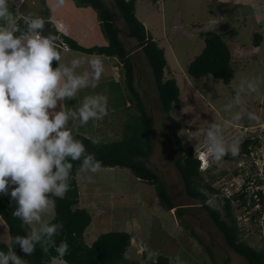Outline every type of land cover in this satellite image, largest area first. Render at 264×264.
<instances>
[{
  "label": "rangeland",
  "instance_id": "rangeland-1",
  "mask_svg": "<svg viewBox=\"0 0 264 264\" xmlns=\"http://www.w3.org/2000/svg\"><path fill=\"white\" fill-rule=\"evenodd\" d=\"M106 1L112 4L111 0ZM50 4L57 17L80 16L73 21L72 29L82 32V44L108 42L92 6L80 5L76 0H66L58 9L55 0H50ZM136 11L147 31L165 49L166 76H174L179 84L180 103L173 107L172 114L183 125L180 134L185 146L192 145L195 153L204 147L206 133L213 123L222 126L227 140L239 143L237 155L229 153L221 160L211 159V169L203 172L206 180L221 191L227 187L234 192L244 188L249 176H255L263 183L264 179L260 178H263L264 170L253 164L252 154L248 155L250 152L241 150V143L253 135H261L264 143V80H257V92L251 95H246L244 83L246 79L264 76V43L253 45L256 29L264 34V0H136ZM85 23L87 28L84 29L81 25ZM118 25L122 28L121 38L134 59L136 86L155 121L157 134L149 165L165 179L176 207H165L155 187L138 178L128 167L103 166L97 173L80 170L78 180L83 203L89 206L93 215L86 240L90 241L92 233L131 231L134 244L128 250L124 264H152L158 254L175 257L185 264H249L245 257L227 245L223 233L200 203L186 194L174 165L171 128L161 108L152 67L137 40L126 34L125 22L119 19ZM207 30L223 34L233 45L235 74L229 84L212 74L202 77L188 74V64L204 48L202 32ZM76 53L87 60L93 58L92 53L81 50ZM102 59L107 72L103 73V78L90 79L89 85L83 91L80 89L75 108L64 98L58 101L55 110L78 112L86 96L106 95L108 114L103 119L82 124L78 116L70 115L67 124L94 140L111 141L123 136L125 124L133 121L139 112L126 86L123 63L115 56V66L120 71L117 76L115 69L110 67L114 58L108 60L103 55ZM231 88L236 92L233 93ZM238 90L246 96L247 103L243 107V118L237 122L233 116L240 110L239 106H229L235 103ZM247 111L257 112L260 119H249ZM88 175H93L94 181L89 182ZM249 195L247 192V199ZM210 196V203L223 210L221 195ZM240 202L234 201L233 207L241 238L258 249L264 248V214H259L252 202L247 207ZM177 209L182 213H177Z\"/></svg>",
  "mask_w": 264,
  "mask_h": 264
},
{
  "label": "trees",
  "instance_id": "trees-1",
  "mask_svg": "<svg viewBox=\"0 0 264 264\" xmlns=\"http://www.w3.org/2000/svg\"><path fill=\"white\" fill-rule=\"evenodd\" d=\"M76 1L80 5H90L97 11L108 43L85 46L70 36L63 35V38L73 49L118 57L125 67L126 86L139 112L133 121L125 124L123 136L111 141L94 140L66 124V127L72 130L74 138L82 140L86 145L85 155L95 153L96 157L102 161L103 166L130 168L138 178L155 187L156 194L165 207L168 209L176 207L165 179L155 168L149 165V158L153 152L157 134L155 121L153 115L146 109L141 92L136 86L134 59L131 51L121 38L122 28L118 25V20L122 19L126 24V34L128 37L137 40L138 46L142 49L152 67L161 108L166 114L171 128L175 151L174 165L182 178L186 194L197 200L209 214L213 223L223 233L230 248L245 257L249 264H264V248L258 249L241 238L240 227L234 212V201H241L240 205L247 202L245 186L231 197H227L220 189L206 180L203 171L200 169V160L196 157L192 145L185 146L184 138L180 134L183 125L172 114L173 107L178 106L180 103L179 84L174 76H166L168 60L165 49L147 31L144 22L137 16L136 0H111V5L106 0ZM41 2L43 13L48 14L50 7L47 0H41ZM17 24L21 32L28 31L27 20L24 17L20 18ZM19 34L18 32L17 35ZM57 34L56 29L50 32V36H56ZM202 35L205 39L204 48L188 64V74L193 77L212 74L214 77L222 79L224 83L229 84L235 74L233 45L227 41L223 34L214 30L203 31ZM263 43L264 34L257 28L253 35V45L260 46ZM54 46L61 52L60 46L57 44H54ZM59 64H61L60 61H53V67ZM231 91L236 92L233 88H231ZM67 103L75 108V96L67 98ZM185 127L193 128L191 125H185ZM257 142L258 139L247 137L241 143V150L249 152L250 144ZM67 159L71 160V157ZM82 161L83 156L79 160L71 161L73 167L68 178L70 187L64 196L51 197L55 216L48 223L62 224L63 226L58 228L57 233L50 240L42 236L31 254L24 253L14 238L17 235H30L33 228L30 224L25 223L21 217L14 215L18 204L12 198L10 189L7 192H0V214L9 225L11 234L10 244L0 240V250L7 253L11 248L17 255L26 260L27 264H51L54 257L63 258L69 264H124L125 255L132 242L131 232L127 230H109L99 234L92 244H88L85 240L84 234L92 222V214L87 208L79 206L80 187L77 174L81 170ZM215 193L221 195L223 210L213 206L209 201L210 195ZM253 203H255V199ZM177 213L181 214L182 212L177 209ZM52 241L55 243H52ZM62 241H67L69 245L64 255H60L56 251V246ZM9 264H14V262L9 261ZM152 264L185 263L175 257L158 254Z\"/></svg>",
  "mask_w": 264,
  "mask_h": 264
},
{
  "label": "clouds",
  "instance_id": "clouds-1",
  "mask_svg": "<svg viewBox=\"0 0 264 264\" xmlns=\"http://www.w3.org/2000/svg\"><path fill=\"white\" fill-rule=\"evenodd\" d=\"M65 3L66 0H55V7L61 8ZM0 21H5L0 23V192H7L9 185L15 186L11 188V196L18 204L14 215L31 224L41 221V213L49 207L52 196L63 197L69 189L71 161L83 156V172L97 173L103 167L95 153L85 155L86 145L74 138L66 124L70 115L78 116L82 124L103 119L109 102L106 95L97 93L86 96L78 112L56 111L58 101L76 96L89 85V73H76L79 59H74L71 66L61 63L53 67L54 60H61V52L51 37L38 31L44 27L42 17L29 16L28 31L21 32L9 0H0ZM89 63L92 79L100 80L105 72L102 56L93 54ZM257 80H264V76L245 80L246 95L257 92ZM246 103V96L238 90L235 103L229 106H239L234 121L243 118ZM246 114L249 119H260L255 111ZM206 136L205 151L210 160L238 154L239 143L227 140L220 124L213 123ZM86 178L94 181L93 175ZM62 226L44 221L30 235H17L14 239L24 253L31 254L42 236L50 240ZM68 248L67 241H62L56 251L64 255ZM9 261L27 264L11 248L7 253L0 250V264Z\"/></svg>",
  "mask_w": 264,
  "mask_h": 264
},
{
  "label": "crops",
  "instance_id": "crops-1",
  "mask_svg": "<svg viewBox=\"0 0 264 264\" xmlns=\"http://www.w3.org/2000/svg\"><path fill=\"white\" fill-rule=\"evenodd\" d=\"M47 3L50 7V11L48 12V14L43 13V11H42L43 5H42L41 0H9V8L12 12L14 19L16 20V23L19 21L20 18H23L24 16H39V17H42L44 19V22H45L43 29L39 30L43 36H50L51 30L56 29L58 31V34L63 33L67 36L72 37L73 39L78 41L80 44H82L81 43L82 32L79 33L76 30L72 29L73 21L76 19H79L80 16H78V14L71 15V18H67V19H65L64 17L63 18L57 17V14L55 13L54 8L50 4V0H47ZM97 22L100 23L99 18L97 19ZM0 23H5V21H0ZM50 23H52V24H50ZM81 26H83L84 29L87 28L86 23H85V25H81ZM82 45H84V44H82ZM95 45H97V44H95ZM101 45H103V44H101ZM85 46H93V45H85ZM78 51H80V50L73 49L72 47H70L69 50H61L60 62L63 64H66L68 66H71L72 61L74 59H79L80 64L75 69L76 73L77 74H83L84 72H88L89 73V80L90 79L92 80V77H91L92 68H91V65L89 63L90 60H87V57L79 56L78 53H76ZM100 55L103 57V55H105V54H100ZM105 56L108 60H111L114 58V62L111 63V66H110L111 69L113 70L114 66L116 65L115 56H108V55H105ZM105 73H107V72H105ZM81 89H82V91L84 90L83 88H81ZM79 91L77 94H79ZM77 94H76V96H77ZM76 96H75V98H76ZM76 103H77V98H76ZM76 112H77V110H76ZM78 174H77V179H78ZM78 183H79V187H80L79 206L85 207L91 212L89 206H87V204L83 203L82 190H81V185H80L79 180H78ZM12 187H15V186L9 185L10 191H11ZM100 210H102V209H100ZM98 213H101V211H99ZM91 214H92V212H91ZM54 216H55V209H54L53 203L51 202L49 207L44 212L41 213V221L40 222L34 221L30 225L32 226L33 229L38 230L40 228L42 222H44V221L48 222L52 218H54ZM92 221H93V215H92ZM91 224H92V222H91ZM91 224L88 226V228L85 231V234H84L85 240H86V236L88 234V231L90 229ZM127 231H129V230H127ZM129 232H131V231H129ZM97 237H98V235H94V233H92V237H91L90 241L86 240V242L88 244H92L93 241ZM0 239H1V241L3 240V242H6L8 244H10V242H11V234H10V230H9V225L3 219L1 214H0ZM133 244H134V234L132 233L131 246H133ZM130 247H129V249H130ZM51 264H69V263L66 260H64L63 258L54 257L51 261Z\"/></svg>",
  "mask_w": 264,
  "mask_h": 264
},
{
  "label": "built area",
  "instance_id": "built-area-1",
  "mask_svg": "<svg viewBox=\"0 0 264 264\" xmlns=\"http://www.w3.org/2000/svg\"><path fill=\"white\" fill-rule=\"evenodd\" d=\"M28 17L29 16H24V18L26 20ZM31 17H36V16H31ZM38 31H39V29H38ZM63 35H65V34L62 33V34H57L56 36H48V37H51L53 43L60 46L62 50H69L71 46L63 38ZM114 69H115V74L117 76H120V71H117L118 66H114ZM250 137L252 139H258V142L254 143V144H250V146H249L250 154H248V155L252 154L253 164L256 165V167H259L261 171H263L264 170V143H263V138L261 135H255V136L253 135ZM205 146L200 148L196 152V157L200 160V169L203 172H206V171L211 169V160L205 151ZM249 177H250V179H248V181H245L246 183H244L245 184L244 186H245L246 192L250 193V195H249V198L247 199L246 204H243V205L247 207L248 204H251V202L253 203V200L255 199V203H253V206L256 208V210H258V212L264 214V182L262 183V181L256 180L255 176H249ZM249 177H247V178H249ZM260 179H264V176H263V178H260ZM242 188H243V186H242ZM242 188L238 189L236 192L240 191ZM254 188H256L257 190H254ZM222 192L227 197H231L235 193L234 191L228 189L227 187ZM261 193H262V196H261ZM215 194H217V193H215Z\"/></svg>",
  "mask_w": 264,
  "mask_h": 264
}]
</instances>
